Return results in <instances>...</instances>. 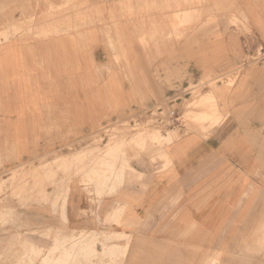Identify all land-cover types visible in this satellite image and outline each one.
Here are the masks:
<instances>
[{
    "label": "crops",
    "instance_id": "obj_1",
    "mask_svg": "<svg viewBox=\"0 0 264 264\" xmlns=\"http://www.w3.org/2000/svg\"><path fill=\"white\" fill-rule=\"evenodd\" d=\"M205 2L39 0L41 11L53 13L46 28L53 35L0 43V163H31L41 150L81 142L155 105L170 84L228 72L256 46L264 49V0H215L218 26L175 28L180 13L206 19ZM21 16L2 14L0 24L18 29ZM245 68L218 80L221 119L208 137L173 141L161 151L165 159L155 148L127 151L130 172L108 162L103 173L118 176L102 175L97 190L73 181L66 227H134L136 239L193 246L215 239L232 249L264 239V61ZM97 161L80 170H98Z\"/></svg>",
    "mask_w": 264,
    "mask_h": 264
},
{
    "label": "rangeland",
    "instance_id": "obj_2",
    "mask_svg": "<svg viewBox=\"0 0 264 264\" xmlns=\"http://www.w3.org/2000/svg\"><path fill=\"white\" fill-rule=\"evenodd\" d=\"M5 1L0 4V15L22 16L18 29L9 22L0 24V43L17 36L53 35L54 29L46 31L52 29L53 13L41 11L39 0ZM214 1L203 3L206 19L194 10L180 13L175 16V28L218 26V3ZM234 20L235 25L241 23ZM255 48L254 54L245 55L241 65L228 72H205L183 85L170 84L155 105L110 121L81 142L41 150L31 163H0V264H264V239H243L234 249L215 239L198 246L178 244L180 239L152 242L136 239L139 233L134 227L129 232H75L66 227L64 216L72 182L79 180L97 190L101 176L110 173H103L110 163L120 164L123 173H129L127 151L137 155L155 148L159 158L165 159L161 151L173 141L192 134L208 137L221 119L218 80L243 74L247 63H262L264 49L260 45ZM97 159L98 170L82 173L81 166ZM110 175L118 176L115 172ZM117 233L123 234L122 239H116Z\"/></svg>",
    "mask_w": 264,
    "mask_h": 264
},
{
    "label": "built area",
    "instance_id": "obj_3",
    "mask_svg": "<svg viewBox=\"0 0 264 264\" xmlns=\"http://www.w3.org/2000/svg\"><path fill=\"white\" fill-rule=\"evenodd\" d=\"M171 115H172L173 117H175V112H172Z\"/></svg>",
    "mask_w": 264,
    "mask_h": 264
},
{
    "label": "bare ground",
    "instance_id": "obj_4",
    "mask_svg": "<svg viewBox=\"0 0 264 264\" xmlns=\"http://www.w3.org/2000/svg\"><path fill=\"white\" fill-rule=\"evenodd\" d=\"M191 12V11H190ZM189 16V15H188Z\"/></svg>",
    "mask_w": 264,
    "mask_h": 264
}]
</instances>
